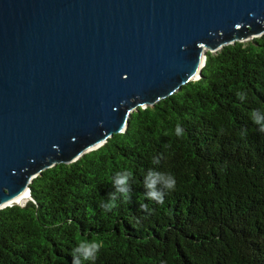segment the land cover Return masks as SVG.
Masks as SVG:
<instances>
[{
    "label": "trees",
    "instance_id": "trees-1",
    "mask_svg": "<svg viewBox=\"0 0 264 264\" xmlns=\"http://www.w3.org/2000/svg\"><path fill=\"white\" fill-rule=\"evenodd\" d=\"M254 112L264 114V34L208 52L198 80L34 178L24 206L0 210V264H74L79 244L93 241L97 258L80 264H264V131ZM149 169L175 177L162 204L147 196ZM124 170L130 198L105 213Z\"/></svg>",
    "mask_w": 264,
    "mask_h": 264
},
{
    "label": "water",
    "instance_id": "water-1",
    "mask_svg": "<svg viewBox=\"0 0 264 264\" xmlns=\"http://www.w3.org/2000/svg\"><path fill=\"white\" fill-rule=\"evenodd\" d=\"M263 34L264 0H0V210Z\"/></svg>",
    "mask_w": 264,
    "mask_h": 264
},
{
    "label": "clouds",
    "instance_id": "clouds-1",
    "mask_svg": "<svg viewBox=\"0 0 264 264\" xmlns=\"http://www.w3.org/2000/svg\"><path fill=\"white\" fill-rule=\"evenodd\" d=\"M238 98L243 99V94L238 93ZM253 121L260 126L261 131H264V114L254 112L252 114ZM183 129L177 126L176 133L182 134ZM153 163H159V160L154 158ZM133 181V173L130 170L118 171L113 180L115 191L108 194V201L102 202L100 207L103 212H111L118 207L117 201L121 198L127 200L130 198L131 186ZM145 187L147 196L151 200H155L158 204L164 202L165 191L175 189L176 180L172 173L159 172L154 169H149L145 176ZM101 249V245L97 242L81 243L75 249L74 264H80L81 258L88 261H94Z\"/></svg>",
    "mask_w": 264,
    "mask_h": 264
},
{
    "label": "bare ground",
    "instance_id": "bare-ground-1",
    "mask_svg": "<svg viewBox=\"0 0 264 264\" xmlns=\"http://www.w3.org/2000/svg\"><path fill=\"white\" fill-rule=\"evenodd\" d=\"M20 201H21L22 203H24V202L26 201V198L21 199Z\"/></svg>",
    "mask_w": 264,
    "mask_h": 264
}]
</instances>
